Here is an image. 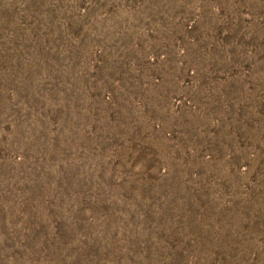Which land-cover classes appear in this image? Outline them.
<instances>
[{"label": "rangeland", "instance_id": "374dc122", "mask_svg": "<svg viewBox=\"0 0 264 264\" xmlns=\"http://www.w3.org/2000/svg\"><path fill=\"white\" fill-rule=\"evenodd\" d=\"M0 264H264V0H0Z\"/></svg>", "mask_w": 264, "mask_h": 264}]
</instances>
